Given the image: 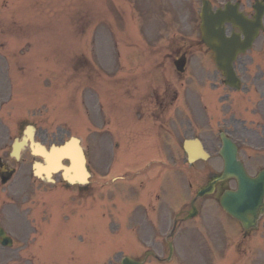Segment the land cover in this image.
Instances as JSON below:
<instances>
[{"label": "rangeland", "instance_id": "obj_1", "mask_svg": "<svg viewBox=\"0 0 264 264\" xmlns=\"http://www.w3.org/2000/svg\"><path fill=\"white\" fill-rule=\"evenodd\" d=\"M200 1L0 0V159L15 170L0 182V223L13 239L12 248L0 247V264H120L147 251L160 261L146 264H264L261 230L248 232L244 244L242 228L219 206L233 181L197 200L196 215L183 220L208 168H222L218 133L232 129V117L248 128L264 123V32L237 63L261 97L245 95L248 106L238 107L201 43ZM227 1L253 14L254 0H210L214 8ZM182 51L179 75L173 60ZM159 93L169 102L156 103ZM27 126L46 147L79 139L89 183L36 178L31 166L40 159L28 151L14 161L11 144ZM192 137L211 157L188 166L182 144ZM235 138L256 174L264 167V125L246 142ZM166 240L174 247L168 263Z\"/></svg>", "mask_w": 264, "mask_h": 264}, {"label": "water", "instance_id": "obj_2", "mask_svg": "<svg viewBox=\"0 0 264 264\" xmlns=\"http://www.w3.org/2000/svg\"><path fill=\"white\" fill-rule=\"evenodd\" d=\"M263 10L261 12L257 10L255 21L249 22L241 14H237L233 6L227 5L224 10H217L215 13H212L208 4L203 6L201 14L203 20L201 26L203 42L214 51L215 63L224 72L226 82L229 85L234 86L237 83L232 69V62L238 53L244 52L251 45L257 35L258 29L261 28V14ZM225 22L231 23L234 27H238L244 39L241 40L240 35L234 33L229 38L224 37ZM193 143H196L199 152L190 150ZM185 149L189 162L198 157H206L201 145L197 141L186 142ZM51 151L52 153L43 152L44 161L48 166L44 170L46 177L53 170L56 171L61 166L60 161L66 158L69 162V167H63V177L65 178V172L69 173V171H73L76 174L77 171H80L82 177H79L77 182H85L87 174L84 168V159L75 139H71L62 148L56 149L53 147ZM221 155L224 160V171L221 178L217 181L233 177L237 180V190L235 192H226L220 199V205L226 213L237 219L244 229L255 227L259 214L263 210L264 171L259 173L255 178H249L245 174L242 165L236 161L235 147L229 141H223ZM73 179L69 178L68 181L70 180L72 182L74 181ZM217 181L212 182L200 195L211 193ZM3 236L4 234L0 230V243L5 245L9 241ZM123 264L140 263L124 259Z\"/></svg>", "mask_w": 264, "mask_h": 264}, {"label": "flooded vegetation", "instance_id": "obj_3", "mask_svg": "<svg viewBox=\"0 0 264 264\" xmlns=\"http://www.w3.org/2000/svg\"><path fill=\"white\" fill-rule=\"evenodd\" d=\"M262 225H263V228H264V219H263V223H262Z\"/></svg>", "mask_w": 264, "mask_h": 264}]
</instances>
